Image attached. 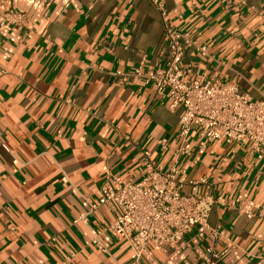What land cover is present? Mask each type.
<instances>
[{
  "label": "crops",
  "instance_id": "obj_1",
  "mask_svg": "<svg viewBox=\"0 0 264 264\" xmlns=\"http://www.w3.org/2000/svg\"><path fill=\"white\" fill-rule=\"evenodd\" d=\"M163 1L165 19L152 0L0 6L26 15L0 37V264L133 261L129 243L103 230L117 207L100 204L101 187L108 175L140 177L144 150L158 165L171 164L172 151L159 141L176 147L183 107L132 76L141 63L163 65L166 25L207 46L205 54L186 49V80L235 84L262 97L264 0ZM180 164L213 187L214 264H264V219L239 210L244 199L264 205V156L216 140ZM212 241L193 228L178 248L149 245L140 264H205Z\"/></svg>",
  "mask_w": 264,
  "mask_h": 264
},
{
  "label": "built area",
  "instance_id": "obj_2",
  "mask_svg": "<svg viewBox=\"0 0 264 264\" xmlns=\"http://www.w3.org/2000/svg\"><path fill=\"white\" fill-rule=\"evenodd\" d=\"M7 1L0 0V6ZM152 1L165 19L164 1ZM175 12L178 14V10ZM25 21L26 15L22 12H0V37L9 26ZM166 35L163 65L145 69L141 63L132 76L140 85L153 84L157 94L170 98L172 108L183 107L176 147H172L167 138L159 141L162 151H172V161L164 168L156 163L149 150H144L140 177L124 181L108 175L101 187L100 204L115 205L117 210L114 221L103 230L128 242L134 253L130 264H140L149 245L161 250L178 248L184 244L185 235L195 228L199 236L207 233L212 236L213 241L206 248L205 264H214L220 258L216 250L220 230L208 222L216 203L213 187L206 176L189 177L180 162L186 155L204 154L208 145L216 140L249 144L258 158H262L264 90L260 99H254L235 84L186 80L187 68L182 65L186 49L192 45L205 54L207 46L198 44L170 25H166ZM193 135L194 141L191 140ZM96 207V204L92 205L93 209ZM239 210L248 218L259 216L264 219V205L253 200H242Z\"/></svg>",
  "mask_w": 264,
  "mask_h": 264
}]
</instances>
